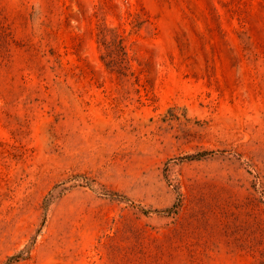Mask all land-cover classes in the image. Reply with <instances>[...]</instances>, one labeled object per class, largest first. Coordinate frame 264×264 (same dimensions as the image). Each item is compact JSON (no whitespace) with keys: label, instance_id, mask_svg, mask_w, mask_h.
<instances>
[{"label":"rangeland","instance_id":"374dc122","mask_svg":"<svg viewBox=\"0 0 264 264\" xmlns=\"http://www.w3.org/2000/svg\"><path fill=\"white\" fill-rule=\"evenodd\" d=\"M0 264H264V0H0Z\"/></svg>","mask_w":264,"mask_h":264},{"label":"trees","instance_id":"16d2710c","mask_svg":"<svg viewBox=\"0 0 264 264\" xmlns=\"http://www.w3.org/2000/svg\"><path fill=\"white\" fill-rule=\"evenodd\" d=\"M117 47H118V49H122V47H121V46H119V45H117Z\"/></svg>","mask_w":264,"mask_h":264}]
</instances>
